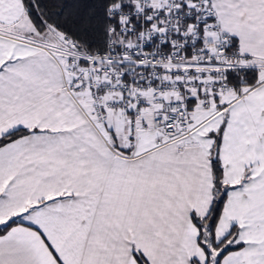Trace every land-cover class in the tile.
I'll return each mask as SVG.
<instances>
[{
  "label": "snow or ice",
  "instance_id": "1",
  "mask_svg": "<svg viewBox=\"0 0 264 264\" xmlns=\"http://www.w3.org/2000/svg\"><path fill=\"white\" fill-rule=\"evenodd\" d=\"M0 264H264V0H0Z\"/></svg>",
  "mask_w": 264,
  "mask_h": 264
}]
</instances>
